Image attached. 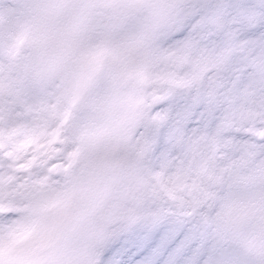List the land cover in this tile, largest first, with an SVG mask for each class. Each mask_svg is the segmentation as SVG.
Listing matches in <instances>:
<instances>
[{
    "label": "snow or ice",
    "instance_id": "snow-or-ice-1",
    "mask_svg": "<svg viewBox=\"0 0 264 264\" xmlns=\"http://www.w3.org/2000/svg\"><path fill=\"white\" fill-rule=\"evenodd\" d=\"M41 8L0 29V264H264V0Z\"/></svg>",
    "mask_w": 264,
    "mask_h": 264
},
{
    "label": "rangeland",
    "instance_id": "rangeland-1",
    "mask_svg": "<svg viewBox=\"0 0 264 264\" xmlns=\"http://www.w3.org/2000/svg\"><path fill=\"white\" fill-rule=\"evenodd\" d=\"M47 2L48 0H0V29L11 26L15 33L25 28H44L47 25L63 28L73 23L75 15L65 11L45 15L41 5ZM64 2L96 5L104 4L108 0H64ZM2 46L3 42L0 41V47ZM30 47V45L25 46L23 52L25 57L32 54ZM135 196V186L125 184L121 190L122 202L134 200Z\"/></svg>",
    "mask_w": 264,
    "mask_h": 264
}]
</instances>
